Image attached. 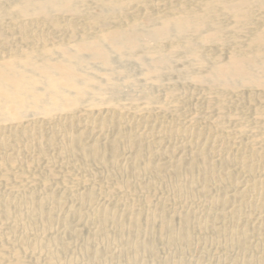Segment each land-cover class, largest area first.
Listing matches in <instances>:
<instances>
[{"label":"bare ground","instance_id":"1","mask_svg":"<svg viewBox=\"0 0 264 264\" xmlns=\"http://www.w3.org/2000/svg\"><path fill=\"white\" fill-rule=\"evenodd\" d=\"M78 240L264 264V0H0V264Z\"/></svg>","mask_w":264,"mask_h":264},{"label":"rangeland","instance_id":"2","mask_svg":"<svg viewBox=\"0 0 264 264\" xmlns=\"http://www.w3.org/2000/svg\"><path fill=\"white\" fill-rule=\"evenodd\" d=\"M227 22H228V20H227ZM125 67H127L126 69L129 72H131L134 76L138 77L140 75L139 68H137L134 64L132 65V63H130V64L127 63L125 65ZM165 83H166L165 87H161V88L155 87V88H150L149 90L151 92L156 93V95H158V97H166L167 89H170L173 87L177 88V92H178L179 96L188 95L192 92L195 95H197L199 92L198 89H194L192 87H189L188 85L177 84L176 80H173L172 78H167L165 80ZM195 95L192 97H195ZM196 111H199V110H196ZM192 112H193V110L192 111H190V110L183 111V116H185L186 114L188 115ZM203 125H204V123H203ZM200 206L202 207L201 204H200ZM48 231H50V230L48 229L47 232ZM51 232H52V230H51ZM77 244H79V245L78 246L76 245L74 248L63 251V257L65 259L70 260V264H94V263H91V261L93 262L94 256L91 255L90 253H87L85 251V248L84 249L82 248L83 247L82 241L78 240ZM116 245H117L116 242L111 240V239H109V240L97 239L95 242L90 243L91 248L98 246V247H101L103 249H107L106 248L107 246H108V248H110V247H115ZM178 250H179L178 248L173 247L172 249L168 250L167 252L160 251L156 255H153V256H150L147 258L154 260L157 264H163L162 260L165 256H167L169 254L175 255ZM220 251L223 252L222 245L212 243L209 240L206 242H203V240H199L198 246L195 247L194 250L190 254L187 255L186 260L191 261L192 263H195V264L196 263L202 264L206 261L207 257L220 254L221 253ZM226 253H227V251H226ZM230 254H231V256H230ZM234 254H236L235 250H232V249L228 250L229 257L234 256ZM88 259H89V261H88ZM107 262L108 261H105L103 264H111L112 262H113L112 264H115V261H109L108 263Z\"/></svg>","mask_w":264,"mask_h":264}]
</instances>
